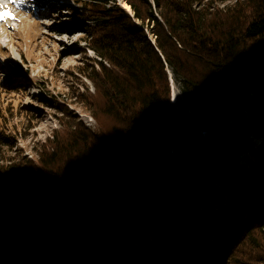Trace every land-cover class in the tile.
<instances>
[{"label":"trees","instance_id":"16d2710c","mask_svg":"<svg viewBox=\"0 0 264 264\" xmlns=\"http://www.w3.org/2000/svg\"><path fill=\"white\" fill-rule=\"evenodd\" d=\"M123 1L132 15L81 2L103 128L68 121L36 160L0 152V264H264V151L252 171L230 129L246 110L264 140V0Z\"/></svg>","mask_w":264,"mask_h":264},{"label":"rangeland","instance_id":"374dc122","mask_svg":"<svg viewBox=\"0 0 264 264\" xmlns=\"http://www.w3.org/2000/svg\"><path fill=\"white\" fill-rule=\"evenodd\" d=\"M83 1L22 0L7 4L16 16L15 20L0 21L3 28L0 33L3 40L0 43V120L7 124L4 132L14 139L11 148L0 145L1 154L13 159L7 164L17 163L25 156L38 159L41 148L48 146L55 134L65 136L71 130L68 121L79 122L94 131L103 128L85 103L90 94H96L88 73L99 70L100 57L87 40L89 35L84 25L92 23L87 19L89 11L81 6ZM115 3L125 8V1L115 0ZM125 9L132 15L131 8ZM13 24L15 28L11 27ZM150 27L146 28V34L154 39ZM64 36L68 39H61ZM73 36L77 39L72 40ZM102 62L109 66L105 60ZM165 70L169 101L177 107L183 99L179 83L172 69L165 65ZM172 92L176 93L175 99ZM250 116L245 110L242 120L230 129L243 135L241 161L255 171L264 151V140L251 133ZM251 175L255 179L254 172ZM5 178L15 182L18 177L11 172Z\"/></svg>","mask_w":264,"mask_h":264},{"label":"snow or ice","instance_id":"6c2138e0","mask_svg":"<svg viewBox=\"0 0 264 264\" xmlns=\"http://www.w3.org/2000/svg\"><path fill=\"white\" fill-rule=\"evenodd\" d=\"M22 0H0V21H7V20H15L16 16L15 14L7 7L8 3H20ZM125 7H128L127 4L124 5ZM45 23H50V21H46ZM11 27L15 28V24L11 25ZM3 32V28H0V33ZM63 40H67L68 37L64 36L61 37ZM77 36H73L72 40H76ZM0 43H3V40L0 39Z\"/></svg>","mask_w":264,"mask_h":264},{"label":"bare ground","instance_id":"6f19581e","mask_svg":"<svg viewBox=\"0 0 264 264\" xmlns=\"http://www.w3.org/2000/svg\"><path fill=\"white\" fill-rule=\"evenodd\" d=\"M126 3H124V5H125ZM125 7V6H124ZM125 8H127V9H129L130 7H129V5H128V7H125ZM171 96H172V98L173 99H175L176 98V93L175 92H172L171 93Z\"/></svg>","mask_w":264,"mask_h":264}]
</instances>
